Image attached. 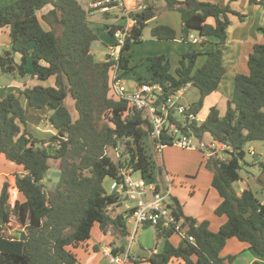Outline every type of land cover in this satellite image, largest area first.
I'll return each instance as SVG.
<instances>
[{
  "label": "trees",
  "instance_id": "obj_1",
  "mask_svg": "<svg viewBox=\"0 0 264 264\" xmlns=\"http://www.w3.org/2000/svg\"><path fill=\"white\" fill-rule=\"evenodd\" d=\"M166 1L167 9L181 15L184 40L197 31L202 44L217 38L218 47L204 54L201 66H197L200 51L183 53L175 70L168 55L149 56L150 78L140 82L160 83L164 88L162 98L187 85L198 87L199 98L188 110L197 114L224 76L221 45L228 37L229 13L238 12L229 5L210 1ZM252 1L264 4V0ZM48 5L51 7L45 11ZM148 8L154 10L152 5ZM92 9L79 0H15L0 6V28L10 27L11 35V48L0 53V72L24 77L31 58L33 76L46 82L53 79L52 84L27 86L19 93L9 90L0 98V154L25 169V174L16 175L20 197L14 203L9 181L5 180L0 192V264H81L75 249L88 242L94 224L99 223L106 233L113 230L119 239L130 235L127 217L113 212L122 201L121 195L107 192L105 178L122 183V168L130 166L145 179L162 184L159 164L145 146V126L151 131L149 120L142 110L131 112L127 100L118 99L112 90L116 64L120 71L123 69L121 77L134 69L128 51L142 40L149 21L144 11L134 12L138 24L119 59L110 60L107 54L105 60L98 61L92 50L99 39L89 21ZM210 18L215 22H208ZM117 26L109 25V32L113 34ZM261 30L264 33V25ZM151 34L170 40L178 33L161 23L152 27ZM248 68V73L236 75L234 95L224 115L212 106L204 121L193 120L182 126L185 133L201 142L209 134L213 142L230 147L228 159L215 153L208 157L214 170L212 185L222 198L216 213L227 220L218 231H212L207 220L198 222L189 217L185 225L195 241L181 237L179 245L170 240L175 233L172 229L157 227L158 237L166 243L163 250L147 257L151 264H171L175 259L187 264H230L234 256L224 257L221 251L231 237L248 243L264 256V202L251 189L238 194L234 188V182L241 178L247 144L264 141V43L254 45ZM69 95L74 99L76 118L66 104ZM28 106L37 111L49 110L47 119L56 133L48 138L37 137L29 126ZM170 118L182 125L173 112ZM162 141L172 144L167 136ZM152 142L155 145L157 139ZM51 158L60 160L62 171L54 189L51 182L45 181L52 169ZM174 200L176 212L187 217L179 200ZM112 249L121 253L126 245L122 242ZM252 264L264 263L256 260Z\"/></svg>",
  "mask_w": 264,
  "mask_h": 264
},
{
  "label": "crops",
  "instance_id": "obj_2",
  "mask_svg": "<svg viewBox=\"0 0 264 264\" xmlns=\"http://www.w3.org/2000/svg\"><path fill=\"white\" fill-rule=\"evenodd\" d=\"M90 1L91 2H89L88 7H91V3L93 0ZM202 1L216 2L222 6L229 5L232 10L238 12L239 14H242V16H240L238 13L235 12L229 13L231 22L227 30L228 37L226 42L221 45L224 52L223 62L226 71L218 86V89L212 92L211 94H209L208 96H206L204 100V106L201 109V111L197 114L200 120L204 121L208 116L212 106H217L218 109L220 110L221 115H224L226 113L228 107V101L234 95L236 75L240 72L248 73L249 70L248 58L250 53L253 51L254 45L257 43H264V33L261 30V27L264 25V4H261L259 2H254L252 0H202ZM5 4H7V2H5L3 5ZM145 4H147V2ZM147 5L149 6V4ZM50 7L51 6L48 5V7L45 8V11ZM133 8L134 6L132 5L131 9ZM155 15L156 14L154 13V16ZM208 22L214 23L215 20L213 18H210ZM90 25L92 26L91 23ZM92 28L95 30L93 26ZM96 33L98 35L100 34L99 32ZM113 42H114V38L111 39L110 42H108V45L110 46ZM199 42L201 41L198 42L193 41V44H187L179 41H165L163 39H158V38L149 41L146 40V43L152 45L153 53H155V55L156 54L168 55L173 66V70H175L176 66H178L181 55L185 52H188L189 47H192L193 45ZM143 44H145V42ZM2 45H6V46L11 45L10 27L0 28V47ZM207 45H208L207 50L201 52L202 55L198 58V61L199 59H204L205 61L206 56L204 54L218 47L217 38H211ZM145 48L147 49V47ZM133 49L134 46H132V48L128 51V53L131 55L130 65L134 68L130 72L136 71L137 69V64L133 60V56H132L134 52ZM1 52L2 51L0 50V53ZM108 53L109 51L106 53V55ZM172 54L179 55L176 65L174 64V61L172 59L171 56ZM16 59L20 61L21 56L17 54ZM28 66H30L31 68H29ZM149 67H150V61L148 59L147 68L149 71L148 74L149 76L140 75L138 76L140 80L150 78L151 73ZM27 70L29 71V73H32L31 58L29 59V63L27 64ZM122 78L129 91L134 90L137 87V85L140 83V80L137 78H135L136 80L126 79L125 76H123ZM39 82L42 81H40L37 77L32 75V80L30 82L21 83L15 80L14 85L19 89H23L27 86H33L39 84ZM44 82H45L44 85L52 84L53 79L49 80L48 82L46 81ZM190 87H194L196 91H195V97L191 99V102L188 103L189 105H191L194 101H196L199 98V94H200L198 87L193 85H188L186 88L188 89ZM186 88L184 91L187 90ZM8 92L9 90L7 91V93ZM4 94H5V90L0 93V97L1 98L4 97ZM182 101L184 102L183 94H182ZM45 117H47V114L41 117V119ZM177 119L179 118L177 117ZM40 123L43 124V120H41ZM44 125L46 126H44L43 129L36 128L38 130V135H36L35 134L36 132L33 131L37 137L48 138L50 137V135L56 133V130L49 122L48 123L45 122ZM30 129L32 128L30 127ZM215 143L217 144V148H218L215 154L218 155L221 159H228L230 157V152H229L230 150L226 147H223L222 143L219 142H215ZM165 147L162 150V152H165ZM50 149L51 151H54V148H50ZM187 149L194 151V154L193 153L192 154L195 156V161H194L195 166L192 168L190 167L191 156L189 155L187 156L188 166L184 170L173 168L171 165L169 166L171 169L170 170L168 169V167L165 166L164 163V167H162L163 172L162 173L159 172L162 175L161 180L163 182V185L165 186L167 179L168 178L171 179V184H172L171 195H172L174 207H175L174 199L177 198L183 208L185 216L193 217L197 219L198 222L207 220L209 222V228L212 231H218L220 227L226 222L227 217L225 215H218L216 213V208L221 203L222 198L218 193V191L212 185V179H213L212 173L206 171L205 169H204L205 171H203V166H202L204 163V159L206 160L208 159L209 156L214 154L212 152L213 149L212 150L209 149L210 151L205 153L203 157H201V155L197 152L198 147L194 149L192 148H187ZM246 150H247L246 157L247 154H249L251 158L245 157V159L242 160L241 162L242 169L240 170L241 178L236 182H234V188L236 189L238 194H241L245 189H251L255 192L258 199L261 202H264V141L258 140V141L249 142L247 144ZM225 153L228 154V157L223 155ZM59 162L60 160L57 158H51L49 160L52 169L56 168L57 170H60ZM23 174H25V169L23 165L12 162L8 160L4 154H0V192L2 190L5 180L9 181L11 200L12 197H14V200L12 201L13 203L18 197H20L18 188L16 187V181H15L16 175H23ZM135 174L136 173H134V176ZM139 175L141 176L140 173ZM193 175H196L195 181L190 180V178L193 177ZM104 186L108 193L116 192L121 195L122 201L120 202V204L117 205V207L115 208V210H113V212L123 213L127 217V227L129 232L131 233V230L133 228L132 226L133 222L129 218V210L133 204V201L126 192L120 189L115 179L111 177L105 178ZM151 227L153 226H141L138 228L137 233L139 234V230H142L144 228H151ZM174 235H178V234L174 233L170 237V240L175 245H179L181 242V236L178 235L179 238L178 237L175 238ZM123 239L124 238L122 239L117 238V236L113 233V230H110L107 233L104 232V230L101 229L100 224L96 223L92 228L91 238L88 240L87 243L76 248L75 252L77 253V256L81 264H108L107 257H104L105 248L107 246L113 247V245L115 247H120L121 243L122 242L124 243ZM126 239L128 241V238ZM165 243L166 240L164 238H161L160 241L155 246V248L149 253L148 246L145 244V242H142L141 238H139V242L134 241L133 244H137L139 246L138 251L141 254H143L141 255V257L138 255L137 260L139 262L136 263L141 264L142 262L147 261V257H149L153 252H158L163 250ZM221 255L224 257L234 256L233 261L230 264H252L256 260H259L262 263H264V256L258 254L256 250H254L249 246L248 243L241 241L236 237H231L228 239L225 247L221 251ZM103 260H105V263H103ZM171 264H187V263L183 259H175L171 262Z\"/></svg>",
  "mask_w": 264,
  "mask_h": 264
},
{
  "label": "built area",
  "instance_id": "obj_3",
  "mask_svg": "<svg viewBox=\"0 0 264 264\" xmlns=\"http://www.w3.org/2000/svg\"><path fill=\"white\" fill-rule=\"evenodd\" d=\"M131 1L137 3L133 9L128 8L124 0H93L91 3V8L98 9L101 12H109L116 6L123 10L121 17L124 18V22L121 24L122 26L118 24L112 34L115 40L109 46L108 55L110 60L117 61L119 59L122 47L125 45L127 38L132 36L134 26L138 24V20L133 13L144 11L148 7L143 0ZM190 39L194 42L201 41L200 37L194 34H190ZM120 72L119 65L116 64L112 75V90L118 99L127 100L131 112L134 113L138 110L146 112V119L149 120L151 128L150 133L153 138L157 139L155 147L159 151L169 145L163 143L162 138L164 136H167L172 144L184 148H197L194 141L198 139L194 135L185 133L182 129V126L189 125L193 120L201 122L197 116L198 113H188L191 105L182 101L181 93L185 87L170 93L164 98H162L164 88L160 83L140 82L134 90L129 91L120 76ZM172 112L183 115L184 120L178 119L182 123L181 126L170 118ZM222 146L230 149L226 144L222 143ZM208 148L213 149V153L218 150L215 142L210 143ZM134 173L136 172H134L133 167H123L122 175L124 179L122 183L118 184L120 189L126 192L133 201L129 210V218L133 222V228L125 251L114 253L112 247L107 246L105 248L104 253L108 264H128L130 260L136 261L138 259V255L132 250V245L138 228L141 226L169 228L182 238H188L192 242L195 241V238L187 232L188 228L185 225L184 217L176 212L173 205L171 179L168 178L164 186L163 182L160 185L156 181L145 179L142 175L139 178H134Z\"/></svg>",
  "mask_w": 264,
  "mask_h": 264
},
{
  "label": "rangeland",
  "instance_id": "obj_4",
  "mask_svg": "<svg viewBox=\"0 0 264 264\" xmlns=\"http://www.w3.org/2000/svg\"><path fill=\"white\" fill-rule=\"evenodd\" d=\"M13 1L14 0H7V1L6 0H0V5H3L5 2L10 3ZM80 1L87 8H91V7H88L89 2H91L90 0H87V1L80 0ZM124 1L126 3L127 7L130 9L132 8V5L133 6L137 5V3H135L131 0H124ZM144 1H145V3L147 2V4L152 5L154 7V13L156 15L149 21V23L147 25H145V27L143 29V36H142L141 42L134 43V45H133L134 46V49H133L134 52L133 51H131V52H133L132 56H133V60L137 64V69H136V71H133V72L124 73L125 78L131 79V80H133L135 78L139 79L138 76H140V75L149 76L148 75L149 71L147 68L148 57L152 56L151 54L155 55V53H153L152 45L149 43H146V40L149 41V40L156 38V37L152 36V34H151V30H152V27L154 25L164 23V24H168V25L172 26L176 30V32L178 33L177 37L174 39L165 40V41H179V42H184L187 44H193V40H191L190 38L188 40H184L182 38V20H181V15H180L179 11L174 10V9L173 10L167 9L166 8V5H167L166 0H143V2ZM122 14H123L122 8L117 7V6L109 12H101L98 9H92V12L89 15V21L92 24V26L95 28L96 32L100 33L99 34L100 36L98 35L99 39L94 42L93 47H92L95 58L98 61L105 60V58L107 56L106 53L108 51H110L108 42H110L111 39L114 38V36L109 33V27L108 26L113 25V24L123 23L124 18L121 17ZM44 25L48 28L47 24L44 23ZM193 33L196 34V36H199L197 31H194ZM155 41H157V40H155ZM144 42H145V44H143ZM207 44L204 45V44H202V42H199V43L193 45L192 47H189V51L197 50L200 52H204V50L206 51L208 48ZM145 47H147V49ZM10 48H11V45H8V46L2 45L0 47V50L3 52L4 50L10 49ZM171 56H172V59L174 61V64L176 65L179 55L172 54ZM202 61L204 62V59H199L197 66H201L203 64ZM28 67L31 68L30 66H28ZM122 71H123V69H121V72ZM15 80H17L21 83H28L32 80V73H29V71H28V74L26 76L21 77L18 73H17V75H12V74L7 73V72H1L0 73V93L4 90H5L4 96L7 95L8 90H10L11 92L19 93L20 89L18 87H15V85H14ZM39 84H45V82L42 81V82H39ZM10 86H12V87H10ZM185 88H184V90H185ZM184 90L182 91L183 100L186 104H188L189 102H191V99L195 97L196 89L194 87H190L186 91H184ZM22 100L25 103V106L27 108L26 100L24 98ZM66 104L71 108L72 113H73L74 117L76 118L78 116V113H77L75 106H74V99L71 97V95H69L67 97ZM28 107H29L28 112L30 113L29 126L32 128L31 130L36 132L35 134L38 135V130L36 128H42L43 129L44 126H46V125H44L45 122L48 123L47 117H45L43 119H41V117H43L45 114H48L50 111L49 110L37 111V110L32 109L30 106H28ZM175 115L181 120L184 119L182 114L176 113ZM144 117H146V112H144ZM41 120H43V124L40 123ZM145 129L147 132L145 139H144L145 146H146L147 152L152 153L153 157L155 158V160L157 162V165L159 164V165L164 167V163H165V166L168 167V169H170L169 166L171 165L173 168H176L179 170H184L188 166L187 156L189 155V156H191V166L190 167L192 168L195 166L194 165L195 156L193 155L194 151H191V150L184 148L182 146H179L177 144L166 145L165 152L159 151L155 147L154 143L152 142L153 137H152L151 133L148 131L147 126H145ZM211 142H213V139L209 134H206L204 141L202 143L199 140L194 141V143L198 147L197 152L201 155V157H203V155H205V153L210 151L208 146ZM163 149H164V147H163ZM112 154H114V153L112 152ZM223 155L228 157V154H226V153ZM246 158H251V157L249 154H247ZM202 166H203V171L206 170V171H209L210 173H212V175L214 174V170L208 164V159H206V160L204 159V163ZM195 176L196 175H193V177H191L190 180L195 181L196 180ZM139 177H140L139 172H136L134 178H139ZM12 194H13V192H12ZM13 200H14V197H12V201ZM174 237L177 238L178 235H174ZM139 238H141L142 242H145V244L148 246V248H149L148 252L149 253L155 248V246L157 245V243L161 239L160 237H158L155 227L144 228L142 230H139V234L137 233L134 241L139 242ZM93 239H94V236H93ZM104 257H106V255ZM129 262H128L129 264H137L136 261L130 260ZM103 263H105V260H103ZM141 264H151V263L149 261H145V262H142Z\"/></svg>",
  "mask_w": 264,
  "mask_h": 264
},
{
  "label": "water",
  "instance_id": "obj_5",
  "mask_svg": "<svg viewBox=\"0 0 264 264\" xmlns=\"http://www.w3.org/2000/svg\"><path fill=\"white\" fill-rule=\"evenodd\" d=\"M31 11V8L28 9L27 13H29ZM145 14H146V19L147 21L151 20L153 17H154V10L152 8H148V9H145L144 10ZM140 118V117H139ZM143 123H146L147 120H142ZM159 172L162 173L163 170H162V166H159ZM61 175H62V171L61 170H57L56 168H53L51 170H49L47 172V177L45 179V181H48V182H51L52 183V188L54 189L55 188V185L57 182L60 181V178H61ZM185 221H190V218L189 217H185L184 218ZM7 234H10V232L8 231ZM125 245L128 244V241L126 238L123 239ZM138 245L137 244H133L132 245V250L139 256L143 255L141 254L139 251H138Z\"/></svg>",
  "mask_w": 264,
  "mask_h": 264
}]
</instances>
